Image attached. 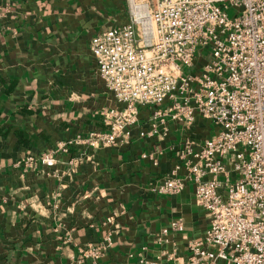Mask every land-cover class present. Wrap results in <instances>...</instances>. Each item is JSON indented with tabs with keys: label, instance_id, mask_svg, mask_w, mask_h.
<instances>
[{
	"label": "crops",
	"instance_id": "crops-1",
	"mask_svg": "<svg viewBox=\"0 0 264 264\" xmlns=\"http://www.w3.org/2000/svg\"><path fill=\"white\" fill-rule=\"evenodd\" d=\"M128 17L126 0H0V264H183L188 242L205 235L210 220L191 182L176 194L153 190L180 163L174 150L186 137L211 134L199 116L148 134L152 110L140 106L125 143L72 144L51 167L15 166L106 129L99 111L122 105L105 89L89 44ZM177 219L182 230H170ZM109 232L98 258L76 263Z\"/></svg>",
	"mask_w": 264,
	"mask_h": 264
},
{
	"label": "built area",
	"instance_id": "built-area-1",
	"mask_svg": "<svg viewBox=\"0 0 264 264\" xmlns=\"http://www.w3.org/2000/svg\"><path fill=\"white\" fill-rule=\"evenodd\" d=\"M126 2L128 21L96 33L89 44L105 89L122 107L99 111L106 129L77 134L15 166L51 167L72 144L125 143L140 106L152 110L148 134L166 131L167 120L207 119L211 134L186 137L174 150L180 163L153 190L176 194L189 181L209 217L203 238L188 242L183 264H264V0ZM182 228L179 219L169 227ZM111 242L109 232L76 263L98 258ZM137 264L160 263L139 258Z\"/></svg>",
	"mask_w": 264,
	"mask_h": 264
},
{
	"label": "bare ground",
	"instance_id": "bare-ground-1",
	"mask_svg": "<svg viewBox=\"0 0 264 264\" xmlns=\"http://www.w3.org/2000/svg\"><path fill=\"white\" fill-rule=\"evenodd\" d=\"M144 6L142 5V4H140V3H137V8H138V10L140 11V12H142V8H143Z\"/></svg>",
	"mask_w": 264,
	"mask_h": 264
},
{
	"label": "rangeland",
	"instance_id": "rangeland-1",
	"mask_svg": "<svg viewBox=\"0 0 264 264\" xmlns=\"http://www.w3.org/2000/svg\"><path fill=\"white\" fill-rule=\"evenodd\" d=\"M138 1H139V0H138ZM228 14H229V15H232V14H233V10L230 9V10L228 11Z\"/></svg>",
	"mask_w": 264,
	"mask_h": 264
}]
</instances>
